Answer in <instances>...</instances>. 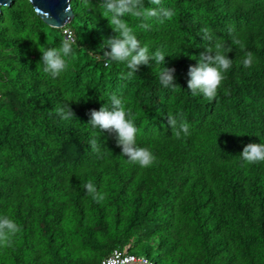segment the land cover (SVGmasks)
<instances>
[{"label":"trees","instance_id":"16d2710c","mask_svg":"<svg viewBox=\"0 0 264 264\" xmlns=\"http://www.w3.org/2000/svg\"><path fill=\"white\" fill-rule=\"evenodd\" d=\"M69 6L60 28L28 0L0 6V216L21 227L11 247L0 246V264H100L112 249L153 264H264V162L240 156L248 143H264V0H144L174 16L125 17L141 46L165 53L175 90L159 82L163 64L141 65L131 79L121 78L125 63L106 65L104 42L118 34L103 0ZM205 26L232 49L211 102L187 85L193 57L210 46ZM63 29L76 43L67 70L52 79L40 48H58ZM245 52L255 56L250 68ZM112 93L133 113L137 145L156 156L151 167L128 162L114 133L92 150L89 112L110 107ZM69 104L75 118L62 120L55 109ZM177 112L190 126L180 138L167 124ZM89 180L103 200L83 187Z\"/></svg>","mask_w":264,"mask_h":264},{"label":"clouds","instance_id":"9594fccd","mask_svg":"<svg viewBox=\"0 0 264 264\" xmlns=\"http://www.w3.org/2000/svg\"><path fill=\"white\" fill-rule=\"evenodd\" d=\"M31 3V0H29ZM152 5H160L161 0H150ZM86 8H91V0H83ZM105 17L108 18L114 32L118 35L111 37L104 42V48H110V51L104 50L103 57L106 65L109 62H122L126 64L128 71L122 75V79H131L135 73H138L141 65H148L150 61L156 64H163L158 72L160 84L165 88L175 90V68L165 67V53L157 49L154 53L149 52V47L145 44L141 46L133 27L129 25L125 17L131 16L149 21L153 18L163 23L164 19H171L174 11L163 7H145L144 0H103ZM6 6V5H5ZM110 13V15H108ZM141 27L148 29L150 25L143 23ZM202 39L210 41V46L205 47L199 56L193 59L197 63L190 65L188 69V89L192 95L202 94L208 101H213L217 96L218 89L226 78V72L232 67V59L227 55L232 49L225 50L224 43L220 40L213 41L211 29L207 26L201 29ZM76 43L71 31L65 29V38L60 46L41 49V60L44 63L43 71L50 78L56 79L68 68V60L73 52V45ZM233 44L239 45L241 50L244 44L239 40H233ZM255 62V56L252 52H245L242 61L245 68H250ZM227 91V90H225ZM111 106L103 104L99 110L91 109L89 112L88 124L90 125L91 139L89 144L93 151H98V140L102 133L115 134L117 146L121 148V155L127 157L128 162L138 164L142 168H148L156 162V156L147 147H140L136 143L138 129L135 125L133 113L130 108H126L123 99L116 93L109 97ZM56 114L62 120H72L75 113L69 105L58 106L55 109ZM167 124L171 126L176 138H180L183 133L189 134V124L186 122L182 113L167 115ZM246 164H255L264 162V143H248L243 147L240 153ZM83 187L93 199L99 201L104 199V195L97 191L94 183L89 180ZM21 231V227L9 216H0V246L11 247L15 236ZM118 255V254H117ZM109 264H116L115 260Z\"/></svg>","mask_w":264,"mask_h":264},{"label":"water","instance_id":"95a60500","mask_svg":"<svg viewBox=\"0 0 264 264\" xmlns=\"http://www.w3.org/2000/svg\"><path fill=\"white\" fill-rule=\"evenodd\" d=\"M8 1L0 0V6L6 5ZM30 5L42 22L53 28L62 27L72 18L69 0H31Z\"/></svg>","mask_w":264,"mask_h":264},{"label":"built area","instance_id":"2783aa9c","mask_svg":"<svg viewBox=\"0 0 264 264\" xmlns=\"http://www.w3.org/2000/svg\"><path fill=\"white\" fill-rule=\"evenodd\" d=\"M63 37L65 38V29L62 30ZM118 254V255H117ZM115 260L116 264H153L151 261L147 260L144 256H136L134 254L123 253L118 249H112L110 253L104 257L100 264H109L110 261Z\"/></svg>","mask_w":264,"mask_h":264},{"label":"rangeland","instance_id":"374dc122","mask_svg":"<svg viewBox=\"0 0 264 264\" xmlns=\"http://www.w3.org/2000/svg\"><path fill=\"white\" fill-rule=\"evenodd\" d=\"M133 247V246H132ZM141 255V253H139V252H136V256H140Z\"/></svg>","mask_w":264,"mask_h":264}]
</instances>
